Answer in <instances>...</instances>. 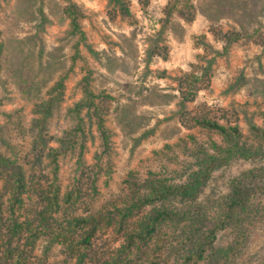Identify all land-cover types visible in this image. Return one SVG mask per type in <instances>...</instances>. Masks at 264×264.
<instances>
[{
	"label": "rangeland",
	"instance_id": "rangeland-1",
	"mask_svg": "<svg viewBox=\"0 0 264 264\" xmlns=\"http://www.w3.org/2000/svg\"><path fill=\"white\" fill-rule=\"evenodd\" d=\"M111 1L0 0V151L16 160L27 178L23 204L15 216L21 222L35 218V227H41L37 238L28 232L34 246L28 245L24 252L26 234L19 241L13 239L16 250L6 264H15L18 258L22 264H111L115 251L126 249L125 233L132 222L118 231L114 222L106 225L103 219L88 250L82 244L85 228L72 221L99 211L104 218L107 213L116 217L126 196L138 199L143 190L130 188L150 172L163 174V180L193 163L194 146L213 140L198 118L226 127L237 121L246 138L263 139L264 0H191L194 18L190 22L177 15L166 19L164 8L170 0H124L129 15L116 17L110 14ZM70 12L82 34L74 32ZM227 33L234 34L226 39ZM85 77L95 107H83L80 115L85 123L83 169L75 171L76 156L67 151L59 155L55 175L48 153L58 149L60 140L68 139L74 128L69 110L85 103ZM185 78L197 82L184 94L191 100L183 102L185 86L178 81ZM58 83L61 90L56 88ZM58 93V104L42 122L45 114L35 106ZM100 111L110 136L108 149L98 131ZM252 124L256 131L251 130ZM76 139L82 140L80 132L71 134V140ZM99 165L102 173L95 188L83 185L71 202H63L61 197L66 200L64 194L77 175L83 170L93 173ZM259 171L264 172V158L219 166L194 204L221 201L231 180ZM184 180L179 172L174 183ZM57 184L59 207H52ZM254 185L250 206L237 216L235 223L240 226L217 233L215 246L223 248L237 236L247 237L238 256L227 264H264V192L256 188L257 182ZM4 188L0 179L2 221L8 219L4 211L9 204ZM161 204L186 209L188 203L153 206ZM168 225L160 231V240L155 237L141 248V259L154 251L163 264H183L178 230ZM60 231L64 235L69 231L67 241L56 236ZM96 252L102 260L94 257ZM206 261L212 264L213 259L194 264Z\"/></svg>",
	"mask_w": 264,
	"mask_h": 264
},
{
	"label": "trees",
	"instance_id": "trees-1",
	"mask_svg": "<svg viewBox=\"0 0 264 264\" xmlns=\"http://www.w3.org/2000/svg\"><path fill=\"white\" fill-rule=\"evenodd\" d=\"M111 5L112 10L110 14L113 17H116L118 13L123 16L129 15L128 6L124 0H112ZM193 9L194 5L191 3V0H170L164 8V14L168 21L172 19L173 15H177L184 21L190 22L194 18ZM70 14H72L71 24L74 32L82 34V32L79 31L74 13L70 12ZM218 33L219 32L216 31V34ZM233 34L234 33H227L224 35V38L226 36V39H229ZM196 82L194 78L179 79V86H185L184 90L181 91L183 102L188 101V99L191 100V98L185 97L184 94L188 93ZM57 87L61 90V83H58L56 88ZM83 88L85 103L83 105H77L75 109L69 110V114L74 121V128L71 130L70 136H68L69 138L60 140L59 148L52 149L51 152L48 153L50 163L54 166L53 172L55 175L58 171L59 155L66 154L67 151L76 156L77 163L75 171L79 172L83 169L85 123L80 115L83 107L87 106L84 109L90 108L91 105L95 107V95L92 91L89 77L83 79ZM58 94L59 95L56 97H51L48 101L35 106L38 112H41L43 115L45 114L44 118L40 119L42 122H46L45 119L50 116L51 112L58 104L61 98L60 93ZM96 118L102 146L108 149L110 136L105 127L103 112L100 111V113H97ZM196 121L200 123L201 127L210 131L213 140L209 143L203 142L200 145L194 146V162L188 164L182 170H179L180 176L185 179L183 183L179 185L174 183L179 173L177 170L173 171L175 172L174 177H165L163 180L161 179L162 176H164L163 174L150 172V176L147 177L146 180L130 188L132 191H139L138 189L143 190L138 195V199H136L135 196L132 197V195L126 196L125 200L123 199L121 201L122 208L116 209V217L110 218L107 213L104 218L102 211H99L93 216L74 219L72 221L76 226L85 228V231H83L84 237L82 238V244L85 245L88 250H91L93 247V238L95 237V233L101 221L104 219V221L107 220L106 225H110L114 222L113 224L118 226V231L123 228L125 223L132 222V228L125 233V245L123 246L126 249L119 250L118 253L115 251V254L110 257L111 264H134L136 261H140L141 264H163L154 251H152V253L149 252V255L141 259L142 252L140 250L142 247H145L147 242H150L152 239L154 240L155 237L160 240L159 233L165 228L164 225H167V229H169L168 224L172 225L171 227L175 230H178L180 244L183 246L182 250H184L183 264H194L205 261L207 258L213 259L212 264H215L214 261H217L218 264H227L238 256L237 254L241 251L247 237L240 238L237 236L238 239L234 243L230 242L227 247L223 248L215 246L217 233L225 231L228 227L235 229L240 226V224L235 222L238 221V214H245L250 206L252 198L250 186L257 182L258 187L256 188H260V192H264V175H261L264 174V172L259 171L255 174L248 172L237 179L231 180L229 192L222 197L219 202L211 200L208 201V206H197V204H194V201L211 179L212 173L219 166L228 165L239 159L264 158V136L263 139L261 138L260 141L257 142L249 139V137L246 138L242 134L237 121H235V125H228V127L220 125L215 121L207 120L206 118H198ZM251 130L256 131L257 128L252 124ZM75 132H80L82 134V140H71V134ZM105 156L107 158L108 155L106 154ZM107 162H109V159H107ZM97 169V171L89 174H85L83 170L82 173L77 175L73 187H68L69 190L64 194L66 200H63L62 196V201L71 202L70 200L74 198V192H81L83 185H88L92 189L95 188V183L102 173L101 165H99ZM166 172H168L167 167ZM84 176L88 179L94 178L93 176H95V178L90 179V182H88L82 180ZM0 179L3 180L5 184L4 190L6 191L4 192L8 191L9 193V204L4 211V213L7 212L8 219L2 221V217H0V264H6L16 250L13 245V239L19 241L22 238L21 236L26 234L24 238H22L24 243L21 252H24L23 250L27 248L28 245L31 248L34 246V240L29 236L28 232H32V234H35L33 237L37 238L38 229L41 227L40 225L35 227V218L21 222L19 221V215L17 217L15 216L16 212L23 204L22 195L26 192L28 186L27 178L25 176V170L16 160L6 157L1 151ZM55 181L57 183L58 177H55ZM259 185L261 187H259ZM59 186L58 184L55 186V192L50 199L53 201L51 204L49 203L52 207H59ZM1 198L2 196L0 194V200ZM170 201L188 203L187 208L176 209L171 205L164 204L153 206L155 203ZM1 205L2 204H0V216L3 214ZM147 206L153 207L143 212V209ZM210 210L211 213H208ZM204 217L208 220L206 221ZM134 218H136V220H134ZM211 218L213 219L211 220ZM66 233L67 235H64L63 231L56 232V236H61L67 241L69 238V231ZM30 251L29 249L28 252ZM95 254L96 256L94 257H97L98 260L103 259V255H100L99 252ZM204 263L209 264V261ZM15 264H22L19 258L15 261Z\"/></svg>",
	"mask_w": 264,
	"mask_h": 264
}]
</instances>
